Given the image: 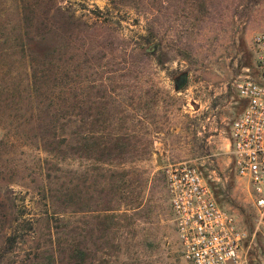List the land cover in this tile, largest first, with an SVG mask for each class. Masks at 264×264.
<instances>
[{"label": "rangeland", "instance_id": "obj_1", "mask_svg": "<svg viewBox=\"0 0 264 264\" xmlns=\"http://www.w3.org/2000/svg\"><path fill=\"white\" fill-rule=\"evenodd\" d=\"M257 32L264 0H0V264H189L164 177L179 162L252 233L228 140ZM249 253L264 264L260 237Z\"/></svg>", "mask_w": 264, "mask_h": 264}, {"label": "built area", "instance_id": "obj_2", "mask_svg": "<svg viewBox=\"0 0 264 264\" xmlns=\"http://www.w3.org/2000/svg\"><path fill=\"white\" fill-rule=\"evenodd\" d=\"M255 75L234 81L242 102L229 132V152L236 176L246 184L253 231L233 211L221 206L202 172L187 162L164 169L173 224L189 264H256L249 249L255 237L264 242V32L252 37Z\"/></svg>", "mask_w": 264, "mask_h": 264}, {"label": "trees", "instance_id": "obj_3", "mask_svg": "<svg viewBox=\"0 0 264 264\" xmlns=\"http://www.w3.org/2000/svg\"><path fill=\"white\" fill-rule=\"evenodd\" d=\"M61 9H64V8H62V7L61 8L60 7L58 8V10H61ZM141 38L144 40V42L149 41V38L147 36H142ZM38 44H39V41L31 40V42L27 43V46H26V49H25L26 52L29 53V55H31V56H40V54H42V53H41L40 46ZM136 46H137L136 49L139 51L140 54H142V55L143 54H147L146 52H144L143 42L142 43H137ZM49 118H51L50 125H52L53 127H55L56 124L59 121V118L57 116H54V115L49 116ZM85 135H86V138H87V136L89 135V133L88 132H85ZM61 138H62L61 139V142L62 143H65L67 141L66 136L61 137ZM70 139H72V137ZM45 151L48 152V151H50V149H45ZM213 194H214V197L216 198L217 193L216 192H213ZM216 200L218 202V199L217 198H216ZM53 214H57L56 215L57 216L56 218L59 221H63L64 220V216L65 215H61L58 212H53ZM33 221H35L33 218H27V219L25 218V234H27V232H29V231H30V233L31 232L34 233V231H32V229H33ZM48 228H49V225H48ZM48 234H51V233H49V229H48ZM56 234H58V233H56ZM15 236H16L15 234L7 235L6 238H5V242L6 243L13 244L15 242V240H16V237Z\"/></svg>", "mask_w": 264, "mask_h": 264}, {"label": "water", "instance_id": "obj_4", "mask_svg": "<svg viewBox=\"0 0 264 264\" xmlns=\"http://www.w3.org/2000/svg\"><path fill=\"white\" fill-rule=\"evenodd\" d=\"M186 82V73L181 74L179 77V83L177 84L176 88H179L180 86H183V84Z\"/></svg>", "mask_w": 264, "mask_h": 264}]
</instances>
